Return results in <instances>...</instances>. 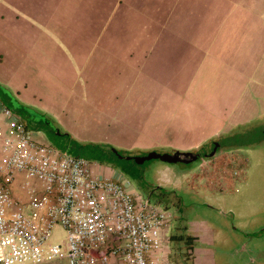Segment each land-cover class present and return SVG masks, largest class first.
<instances>
[{
	"label": "crops",
	"instance_id": "obj_1",
	"mask_svg": "<svg viewBox=\"0 0 264 264\" xmlns=\"http://www.w3.org/2000/svg\"><path fill=\"white\" fill-rule=\"evenodd\" d=\"M260 23L264 0H0V101L58 149L45 127L67 120L134 151L203 149L215 139L192 147L165 136L200 113L215 119L211 128H222L216 117L263 120ZM137 103L140 111L129 110Z\"/></svg>",
	"mask_w": 264,
	"mask_h": 264
},
{
	"label": "built area",
	"instance_id": "obj_2",
	"mask_svg": "<svg viewBox=\"0 0 264 264\" xmlns=\"http://www.w3.org/2000/svg\"><path fill=\"white\" fill-rule=\"evenodd\" d=\"M173 220L128 179L37 141L0 101V264H164Z\"/></svg>",
	"mask_w": 264,
	"mask_h": 264
},
{
	"label": "rangeland",
	"instance_id": "obj_3",
	"mask_svg": "<svg viewBox=\"0 0 264 264\" xmlns=\"http://www.w3.org/2000/svg\"><path fill=\"white\" fill-rule=\"evenodd\" d=\"M259 29L262 38L260 40V35L256 34V39L264 48V23L259 24ZM261 63L264 78V59ZM140 107L138 103L132 104L129 110L138 112ZM261 109L264 111V103ZM195 116L182 118L176 127L173 124L174 130L165 138L179 146L192 147L202 139H215L220 144V151L213 158L187 165L168 164L158 159L137 163L136 159L141 160L149 152L130 150L120 138L115 139L110 134L84 133L80 124H85V120L70 123L67 120L65 127L57 128L54 121L51 128H45L51 141L62 147L59 150L120 174L143 196L148 197L153 192L154 198H163L167 191L169 200L163 201L162 206L174 215L171 235L198 237L193 252L185 247V241L171 236L170 264H264V115L261 122L246 123L245 126H235L232 116L225 123L216 117V123L222 128H211L206 124L207 120L213 122L215 119L206 117L205 113ZM89 122L92 124L93 120ZM59 130L64 135L57 136L55 133ZM217 130L222 135L212 136ZM70 136L75 141L69 140ZM200 146L177 152L210 151L212 141L203 149H199ZM168 152L171 151L157 153ZM58 235H61L60 229H57L56 238ZM54 262L67 264L68 260Z\"/></svg>",
	"mask_w": 264,
	"mask_h": 264
},
{
	"label": "water",
	"instance_id": "obj_4",
	"mask_svg": "<svg viewBox=\"0 0 264 264\" xmlns=\"http://www.w3.org/2000/svg\"><path fill=\"white\" fill-rule=\"evenodd\" d=\"M219 146H220V144L216 143L213 152L210 153L209 155H207L205 158H207V159L213 158L216 155V151H217ZM197 157H198V155L195 153H192V152H188V153L176 152L174 154H159L157 152H151L148 155H146L145 157H143L141 160L136 159V162L142 164L146 160L158 159L164 163L178 164L179 162H183L182 158H184L186 160V161H184L185 163H192L193 161L197 160ZM203 159H201V160H203Z\"/></svg>",
	"mask_w": 264,
	"mask_h": 264
},
{
	"label": "flooded vegetation",
	"instance_id": "obj_5",
	"mask_svg": "<svg viewBox=\"0 0 264 264\" xmlns=\"http://www.w3.org/2000/svg\"><path fill=\"white\" fill-rule=\"evenodd\" d=\"M264 125V124H263ZM264 131V130H263ZM263 134H264V132H263ZM215 144L216 143H213L212 144V148H211V150L209 151H204V152H198V153H196L197 155H198V157H197V160L196 161H200L201 159H203V158H205L207 155H209L210 153H212L213 152V150H214V147H215ZM220 151V146L218 147V149H217V151H216V154H218V152ZM182 160H183V162H179L178 164H184V165H187V164H191V163H185L184 161H186L184 158H182ZM193 162H195V161H193ZM130 181V180H129ZM131 182V181H130ZM132 184V183H131ZM133 185V187L135 188V190L142 196V197H144V198H147V199H149L150 201H152L153 203H157V204H159V205H161L162 206V203H163V201H168L169 200V198H166L167 196L166 195H168V194H165L164 195V197L163 198H154V197H156V195H155V193H153L152 192V194H150V195H148V197H145V196H143L140 192V190L139 189H136V187L134 186V184H132ZM153 197V198H152ZM153 199H155V200H153Z\"/></svg>",
	"mask_w": 264,
	"mask_h": 264
},
{
	"label": "trees",
	"instance_id": "obj_6",
	"mask_svg": "<svg viewBox=\"0 0 264 264\" xmlns=\"http://www.w3.org/2000/svg\"><path fill=\"white\" fill-rule=\"evenodd\" d=\"M192 153H198V152H192ZM172 239H177L178 241H185V247L189 250H194L195 248V245H196V240L197 238L196 237H193V236H187V237H184L182 236V234L180 236H172Z\"/></svg>",
	"mask_w": 264,
	"mask_h": 264
}]
</instances>
